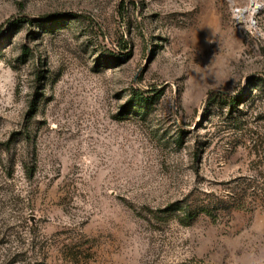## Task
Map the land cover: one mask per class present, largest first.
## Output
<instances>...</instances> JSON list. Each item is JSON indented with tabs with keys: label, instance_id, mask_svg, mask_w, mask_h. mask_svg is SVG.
Returning <instances> with one entry per match:
<instances>
[{
	"label": "rangeland",
	"instance_id": "374dc122",
	"mask_svg": "<svg viewBox=\"0 0 264 264\" xmlns=\"http://www.w3.org/2000/svg\"><path fill=\"white\" fill-rule=\"evenodd\" d=\"M68 258L264 264V0H0V264Z\"/></svg>",
	"mask_w": 264,
	"mask_h": 264
},
{
	"label": "trees",
	"instance_id": "16d2710c",
	"mask_svg": "<svg viewBox=\"0 0 264 264\" xmlns=\"http://www.w3.org/2000/svg\"><path fill=\"white\" fill-rule=\"evenodd\" d=\"M27 22V20H26ZM72 258H68V262L74 264V260H71Z\"/></svg>",
	"mask_w": 264,
	"mask_h": 264
}]
</instances>
